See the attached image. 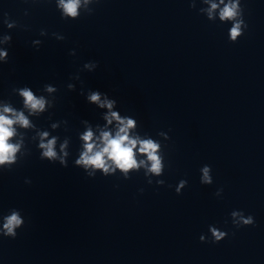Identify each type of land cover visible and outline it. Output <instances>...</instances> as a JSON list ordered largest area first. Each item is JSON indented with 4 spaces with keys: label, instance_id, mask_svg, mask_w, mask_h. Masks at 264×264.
<instances>
[{
    "label": "clouds",
    "instance_id": "9594fccd",
    "mask_svg": "<svg viewBox=\"0 0 264 264\" xmlns=\"http://www.w3.org/2000/svg\"><path fill=\"white\" fill-rule=\"evenodd\" d=\"M100 0H55L56 8L60 12L61 19L78 20L81 14L91 15L94 12L91 5L98 4ZM210 6L207 8V20L216 21V13L218 10V18L221 23L231 22L228 31V39L232 43H236L240 37L245 34L248 24L245 21V9L242 7L241 0H219V3L203 0ZM222 5V7H221ZM197 0H190V7L195 9ZM202 14L204 9L199 8ZM27 14V13H26ZM3 23L8 29L17 27V23L8 18V14L4 13ZM46 30L40 31V36H47ZM57 40H64L62 34L52 33ZM12 36L5 33L0 38V44L10 46ZM42 41L37 39L32 41V45L39 49ZM70 55L75 56V49L71 50ZM9 60L8 48L0 49V63H7ZM98 67L97 61H89L83 65V70L89 72L94 71ZM71 79L79 80V74L74 75ZM67 88L70 91L75 90V84L68 83ZM58 88L52 84H45L42 93L37 95L32 88L28 86L13 87L12 93L16 94L22 100V108L17 109L8 100H0V170H11L14 165L20 163L25 157L30 155V150L26 146L25 137L28 131L20 132L17 129L36 130L32 140L37 142V148L40 151V159L47 160L50 163H59L62 167L68 166V157L70 156V138L65 136L62 140L58 135H52L48 130H38L33 122L35 117L39 118L45 112L55 107L56 93ZM81 95L89 104L95 105L98 109H107L103 114V120L106 122L103 128L99 129V135L93 131L87 120L81 121L86 125V129L79 133V140L82 145L78 151V156L74 160L75 167L81 168L89 178H95L99 172L107 177L115 175L117 170L124 179H129L132 173H143L149 185L153 184V178L163 176L166 168L164 145L161 140L153 139L145 133V138H141L140 134L134 132L140 128L136 118L129 115H121L117 110V100L110 98L107 93L99 90H89L86 94L81 89ZM51 97V98H49ZM115 109V110H114ZM27 110V115L25 114ZM61 124H67V121H57L51 123V129L55 130ZM114 126V131L109 129ZM163 141L170 140L168 133L159 132L157 134ZM18 140H14L18 137ZM59 142V145H58ZM58 145V147H57ZM200 183L202 185L213 184L212 167L205 164L200 168ZM26 184H30L31 180L26 179ZM155 184L163 186V179H156ZM188 181L181 179L175 187L177 195L182 194V190L186 188ZM171 187V185H169ZM144 189H140L142 193ZM223 193V188H218L215 192L217 197ZM231 223L234 228L255 226V218L252 215H245L242 210H233L230 213ZM25 225V219L19 209H10L7 215L0 217V237L15 239L18 230ZM209 236L201 234L199 239L201 243L211 242L219 244L228 237V232L221 230L215 225L208 226ZM235 233H233L234 235Z\"/></svg>",
    "mask_w": 264,
    "mask_h": 264
}]
</instances>
